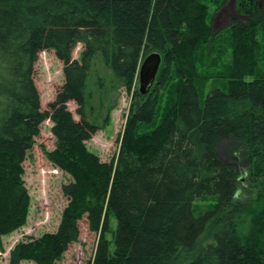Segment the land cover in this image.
I'll list each match as a JSON object with an SVG mask.
<instances>
[{"label": "trees", "instance_id": "obj_1", "mask_svg": "<svg viewBox=\"0 0 264 264\" xmlns=\"http://www.w3.org/2000/svg\"><path fill=\"white\" fill-rule=\"evenodd\" d=\"M226 2L0 0V248L27 224L24 163L47 121L55 149L46 159L71 177L57 231L16 244L8 264H58L84 219L100 233L93 264H264V0L213 33L209 3ZM212 48L230 52L220 75L199 69ZM44 51L65 78L46 111L34 81ZM152 52L163 58L155 85L147 96L135 90L119 153L104 162L88 146L111 112L102 125L90 115L93 67L100 61L129 91ZM214 78L228 83L203 97ZM202 198L216 202L197 215Z\"/></svg>", "mask_w": 264, "mask_h": 264}, {"label": "rangeland", "instance_id": "obj_2", "mask_svg": "<svg viewBox=\"0 0 264 264\" xmlns=\"http://www.w3.org/2000/svg\"><path fill=\"white\" fill-rule=\"evenodd\" d=\"M252 2L256 7H260L262 4V0H253ZM253 3L250 6L242 3V0H227L221 8L220 5H217L221 4V1L217 4L209 3L212 15V32L215 33L228 28L234 20L241 23L246 22ZM83 50V44H78L73 52V59L81 62ZM229 53L227 51L225 56L219 57V54L216 51L214 52V48L209 49L204 65H199L200 71L208 75H220L223 66L229 63V59H227ZM91 77L89 92L92 94V99L90 106L94 108L93 113L90 114L91 117H96L97 122L102 125L105 117L109 114L107 111L109 107L111 112L107 124L92 137L88 142V146L99 155L102 161L109 162L119 153L122 141H118V139L123 134L135 90L139 89V79L137 76L128 91L119 83L113 84V76L100 61H97V64L94 65ZM34 81L40 94L42 110L46 111L49 109V104L55 101L65 81L63 64L57 59L54 51L40 53L38 62L35 65ZM101 82L104 83L102 87L99 86ZM227 83L228 81L218 78L206 80L203 85L202 96L205 97L215 87L224 88ZM113 85L114 88L111 89ZM68 108L75 120L79 121L80 118L76 114L77 105L71 102L68 104ZM51 128L52 123L49 121L42 125L40 135L24 163V180L31 197L29 217L26 226L11 235L2 237L0 264L9 263L10 252L19 242L28 237L38 238L46 233L56 232L63 211L68 204V200L62 193V186L69 183L71 177L46 159L45 153L55 149V138ZM226 146V142L218 146L217 152L222 160L229 159ZM215 202L216 200L212 198L196 200L194 204L196 214L205 213L214 206ZM111 225H115L113 219ZM80 232L79 241L71 245L58 264H93L100 233L93 232L85 219L80 222ZM107 237L110 236L107 235ZM206 237L204 235L201 240L203 245L211 242V239ZM190 257V255H186L182 259L186 261ZM22 264L34 263L23 262Z\"/></svg>", "mask_w": 264, "mask_h": 264}, {"label": "water", "instance_id": "obj_3", "mask_svg": "<svg viewBox=\"0 0 264 264\" xmlns=\"http://www.w3.org/2000/svg\"><path fill=\"white\" fill-rule=\"evenodd\" d=\"M162 60V55L159 52H152L143 58L138 73V92L140 95L147 96L152 90L159 74Z\"/></svg>", "mask_w": 264, "mask_h": 264}]
</instances>
